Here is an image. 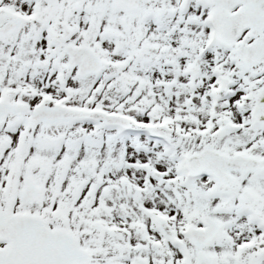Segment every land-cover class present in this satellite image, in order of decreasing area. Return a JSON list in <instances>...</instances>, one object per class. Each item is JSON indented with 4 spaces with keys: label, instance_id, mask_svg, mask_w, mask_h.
<instances>
[{
    "label": "snow or ice",
    "instance_id": "6c2138e0",
    "mask_svg": "<svg viewBox=\"0 0 264 264\" xmlns=\"http://www.w3.org/2000/svg\"><path fill=\"white\" fill-rule=\"evenodd\" d=\"M0 264H264V0H0Z\"/></svg>",
    "mask_w": 264,
    "mask_h": 264
}]
</instances>
